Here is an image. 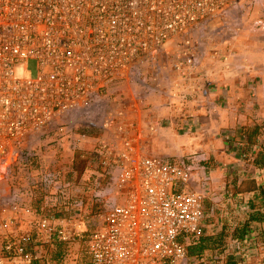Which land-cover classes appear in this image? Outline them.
<instances>
[{"label": "built area", "instance_id": "2783aa9c", "mask_svg": "<svg viewBox=\"0 0 264 264\" xmlns=\"http://www.w3.org/2000/svg\"><path fill=\"white\" fill-rule=\"evenodd\" d=\"M245 1L0 0V184L12 185L0 195V264H48L47 247H65L63 258L77 244L87 264L190 263L185 240L203 237L205 196L189 187L184 162L146 153L157 124L140 118L139 104L159 94L183 113L206 74L214 24ZM167 69L177 79L163 88ZM130 86L143 95L127 108L116 93ZM60 127L76 148L96 131L89 152L115 202L90 218L43 216L31 205L38 157L21 146Z\"/></svg>", "mask_w": 264, "mask_h": 264}, {"label": "crops", "instance_id": "0c3cea01", "mask_svg": "<svg viewBox=\"0 0 264 264\" xmlns=\"http://www.w3.org/2000/svg\"><path fill=\"white\" fill-rule=\"evenodd\" d=\"M235 13V21L225 16L224 25L214 24L221 33L205 54L206 74L196 76L198 90L186 110L150 102L161 107L149 115L157 131L144 139L150 142L145 151L187 165L190 188L205 196L203 236L212 242L223 230L224 253L233 252L236 264H264V223L248 220L264 185V0H247ZM176 79L167 73L162 87ZM245 223L248 232L236 250L230 234Z\"/></svg>", "mask_w": 264, "mask_h": 264}, {"label": "rangeland", "instance_id": "374dc122", "mask_svg": "<svg viewBox=\"0 0 264 264\" xmlns=\"http://www.w3.org/2000/svg\"><path fill=\"white\" fill-rule=\"evenodd\" d=\"M237 14H239V12ZM239 16L240 15L236 17L235 11L226 15L228 20L231 21H235ZM221 23L224 25L223 21L219 24L221 25ZM215 33L217 35L221 32L215 31ZM203 53L206 54V51ZM27 66L31 77H35L36 68L34 63L29 62ZM167 73L168 69L163 73V76ZM162 83L163 79H160L161 87ZM142 91L141 87L138 86L125 87L124 89L118 90L116 98L121 101L127 99L126 106L128 108V106H130V100L134 98L137 99V94L143 95ZM154 98L155 100H162V104H164V99L161 98L159 94L148 96L146 99L149 100L148 103L146 100L144 101L142 99V102H145V104H139L142 108L139 116L146 123L154 122L150 121L149 115L151 116L154 113L158 115L157 109L161 107V105L157 107L150 103ZM111 101L112 99L109 100V103H111ZM110 106L114 107V104L111 103ZM156 114L155 116L157 119L158 116ZM90 117H92V114H90ZM154 123L157 124L156 122ZM67 132L65 127H60L46 134L32 135L26 138L21 146L24 150L33 151L32 153L37 154L38 157V159L34 161V165L37 163L35 167L39 168L38 173L40 176L39 179L36 180L40 181V185L38 193L33 194L30 198L31 205L34 198L41 197L45 205H56L55 209L52 208L49 213L51 216H54V212H62L65 217L81 215L90 218L105 207L112 206L115 199L108 176L97 173V163L95 161H89L86 158V154L90 151L91 143L84 144L80 146L81 148H76L69 138L70 136L72 137V134ZM152 135L148 136L152 137ZM75 138L76 137H74V139ZM96 140L97 138H94L92 143L95 144ZM149 143L150 142L147 141L144 146L150 151ZM148 155H150V153H148ZM12 173H17V171L13 168ZM11 188L12 185L10 181H4L0 184V195H7ZM192 190L198 191L197 189ZM0 210L2 211V207H0ZM185 241H188V238H186ZM222 245H225L224 241ZM208 247H210V245H208ZM46 250V256H49L47 260L48 264H87L88 262L86 246L83 244L73 245L68 254H66L67 256L63 258L62 253L65 254V247L55 245L53 248L47 247ZM220 251L221 250L218 249H211L210 251H206L205 253L207 254L202 258L195 259L194 257H190L189 264H215L214 260L224 255L221 254ZM212 259L213 263H211Z\"/></svg>", "mask_w": 264, "mask_h": 264}, {"label": "trees", "instance_id": "16d2710c", "mask_svg": "<svg viewBox=\"0 0 264 264\" xmlns=\"http://www.w3.org/2000/svg\"><path fill=\"white\" fill-rule=\"evenodd\" d=\"M75 137V136H74ZM74 137L72 138L71 136L69 137L71 139V141L74 140ZM96 137V131L93 130H89L87 132V139L89 142L92 143V140ZM82 157V156H81ZM86 158L89 161H94L91 157L90 152L88 154H86ZM39 171V170H38ZM97 173H101V175H105V172L103 170H101V168H99V166L97 165V169H96ZM38 173V172H37ZM39 174L37 175V179H39ZM104 178V177H103ZM106 178V177H105ZM105 180V179H104ZM40 183V181H39ZM108 183V182H107ZM65 184V183H64ZM85 185V184H84ZM258 201H259V209H257L256 211L252 212L251 214L248 215V220L251 222H258V223H264V185L259 186L258 188ZM33 194L38 193L39 191V185L34 186L32 188ZM54 204H47L45 205L42 201V198H34L32 201V207L34 208V210L43 216H49L52 208L55 209ZM50 206V207H48ZM54 217H62L64 216V214L62 212H54ZM248 225L245 223L243 226L236 228L230 235H232L231 237V242L233 243V246L236 248V250H238V248L240 247V240H242V238H244L248 232ZM227 234V233H226ZM264 234V233H263ZM224 232L223 230L218 233V235L216 236L215 239H213V241H209L207 237L203 236L200 238H195L193 236H188V241H186L189 245L187 247V251H188V255L189 257H194L195 259H199L202 258L204 253L206 251H210L218 249L221 250L220 253L221 254H225V248L227 246L222 245L223 244V237H224ZM208 245H210V247H208ZM210 248V250H209ZM212 252V251H211ZM221 257V256H220ZM213 260V259H212ZM215 264H217V262L220 261V258H217V260H214ZM221 264H236V258L233 255V252H228L225 254L224 259L221 260Z\"/></svg>", "mask_w": 264, "mask_h": 264}]
</instances>
